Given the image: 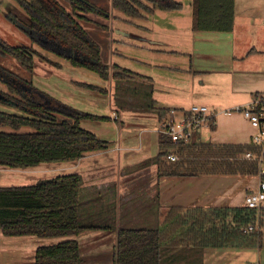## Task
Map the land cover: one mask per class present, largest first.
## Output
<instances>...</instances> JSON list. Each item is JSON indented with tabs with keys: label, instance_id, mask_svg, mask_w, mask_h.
I'll list each match as a JSON object with an SVG mask.
<instances>
[{
	"label": "trees",
	"instance_id": "16d2710c",
	"mask_svg": "<svg viewBox=\"0 0 264 264\" xmlns=\"http://www.w3.org/2000/svg\"><path fill=\"white\" fill-rule=\"evenodd\" d=\"M14 1L27 16L26 21L25 18L21 20L24 26L20 28L26 27L28 32L24 31L32 43L56 53L73 66L95 71L102 79L112 78L116 83V91L120 84L140 77L103 60L101 47L88 36L79 22V19L89 21L87 14L96 12L87 0H67L69 10L58 0ZM143 1L110 0V6L131 18L144 17L140 9L150 13L156 8L178 11L182 7L175 0ZM191 23L194 31H231L234 25V0H192ZM98 26L107 28L106 24ZM0 51L10 53L21 66L32 72V54L36 53L35 50L26 46H8L0 40ZM80 55L89 60L81 59ZM8 77V86L19 99H0V102L18 107L27 116L0 112V127L11 129L8 132L0 130V166L28 168L41 163L77 161L89 152L107 149V141L83 128L80 122L107 120L108 117L79 111L36 89L30 82L23 85V90L20 78L12 73ZM151 91V85H148L145 93L148 103L145 107L162 119L169 108L157 107L151 98ZM23 127L29 130H22ZM158 143L156 156L141 164L155 163L160 176L256 175L258 171L256 161L239 157L247 150H255L251 144H214L198 139L174 145L160 133ZM169 152L177 154L175 161L166 158ZM84 191L82 177L78 173L40 179L31 185L2 186L0 231L6 236L60 238L56 243L37 246L31 264H81L80 246L75 236L90 229L116 228L115 221L105 215L95 218L90 213L89 219L96 221L90 222L88 218L84 221L81 211V195ZM256 216L254 210L245 206L170 208L163 222L166 226L162 228H118L114 264H163L164 253L169 248L180 245L219 247L234 241L241 243L242 239L257 243L264 251V237L261 234L242 230L247 224L253 223Z\"/></svg>",
	"mask_w": 264,
	"mask_h": 264
},
{
	"label": "crops",
	"instance_id": "0c3cea01",
	"mask_svg": "<svg viewBox=\"0 0 264 264\" xmlns=\"http://www.w3.org/2000/svg\"><path fill=\"white\" fill-rule=\"evenodd\" d=\"M171 12L156 8L142 18L133 19L146 21L150 16L158 15V24L164 27L168 23L171 25L173 20L185 23L179 14L183 12V6L177 11L178 15L173 17ZM191 25L190 19L184 32L189 45L181 50L171 44L165 49L153 47L162 42L159 37L150 39L151 47L139 45V50L148 54L134 60L151 73L117 65L138 74L140 77L135 80L144 87L151 85V98L157 107L186 109L192 104H203L215 111L213 127L209 133H201V141L249 144L253 133L249 123L240 113L227 115L223 110L244 106L264 90V0H234L231 31H194ZM179 54V60L173 58ZM106 81L111 83V112L106 122L113 123L118 129L116 140L108 141L102 131L96 133L95 129H87L107 141V149L89 152L67 164V168L81 175L88 201L101 203L109 193L110 203L116 210L107 216L115 221L116 228L90 229L75 236L81 257L80 235L83 233L84 240L89 237L93 242L89 250L97 248L96 240L107 242L104 248L108 249V254L99 257L107 259L108 256V264H114L117 229L120 227L162 228L166 226L163 222L168 210L173 207L243 206L244 195L257 187L256 175L160 176L155 163L142 165V161L155 157L159 151V118L156 112L145 107L147 89L144 93L126 94L122 104L116 99L115 85L110 79ZM127 116L132 119L125 123L123 119L126 120ZM37 168L28 167L36 171ZM1 172L8 174V169ZM255 234L264 237L262 231ZM43 242L33 235L6 236L0 231V254L5 253L0 264H30L35 249ZM240 242L204 248L180 245L167 249L162 263L264 264L262 246L243 239Z\"/></svg>",
	"mask_w": 264,
	"mask_h": 264
},
{
	"label": "rangeland",
	"instance_id": "374dc122",
	"mask_svg": "<svg viewBox=\"0 0 264 264\" xmlns=\"http://www.w3.org/2000/svg\"><path fill=\"white\" fill-rule=\"evenodd\" d=\"M87 1L96 12L87 14L90 19L89 21L79 19L80 25L84 28L88 36L99 44L102 49L103 60L109 65L118 64L133 70L136 69L139 71L138 69H140L148 71L147 73H151V70L136 63L134 60L135 58H142V56L148 54V52L145 53L139 50V45L151 47L150 39H153V37H159L158 39L162 40L160 44L153 46L155 48L165 49L171 44V47H176L181 50V48L189 45L184 32L191 19L192 0H175L183 6V12L179 14L185 23L179 24V21L173 20L171 25L168 23L165 27L162 26V24H158V15H152L150 18L153 16L155 17L153 19L148 18L146 21L138 20L112 9L110 0ZM58 2L66 10L70 9L67 0H58ZM145 3L147 4V2ZM140 10L142 13L146 14L143 9ZM170 14H173V17L178 15L177 11H173ZM24 18L26 21L27 16L25 12L14 0H0V40L8 44V46H26L36 51V53L32 54L34 67L31 73L21 66L13 55L0 51V94L5 97V100H10V98L13 97L19 99V96L8 86V83H10L8 74L12 73L22 80L20 82L21 87H23L24 84V86H26V83L30 82L36 89L79 111L95 116L108 117L111 112L109 105L111 83L102 79L95 71L83 66H73L69 61L58 56L56 53L37 43H32L27 34L28 30L26 27H24L25 29L20 28L21 25L24 26V22L21 21L24 20ZM97 23L106 24L107 28H102L98 26ZM137 25H144L147 28H139ZM173 58L179 60L181 57L179 54L174 55ZM46 59H49V61ZM182 64L183 61L180 62V65ZM110 75H112V71H110ZM110 80L116 88L115 80L112 78H110ZM145 86L146 87H144V84H139L135 79H130L129 83L120 84L119 89H117L116 99L124 104L126 94L132 95L134 92L136 93L138 91L144 93L146 92L148 84ZM22 89L24 90L25 87ZM0 112L27 116V114L18 107L3 102H0ZM131 119V116H127L126 120L123 119V121L126 123ZM80 124L85 129L91 131L95 129L96 133L102 131L108 141H115L118 135V129L115 125H113V123H107L106 120L98 122L93 120H82ZM0 130L8 132L11 129L9 127H0ZM22 130L29 129L23 127ZM202 132V134L206 132L209 133V130L204 129ZM71 163L72 161L41 163L36 166L38 167L37 171L36 169L7 168L0 166V170L8 169V174H3V172L0 173V186L31 185L40 179L74 173V170H69V168H67V164ZM85 193L84 191L81 195V211L83 212L84 221L87 218L89 219L90 213H93V217L95 218L101 217V215L107 216L109 214H114L116 208L110 203L111 197L109 193L106 194L101 203L88 201V196ZM89 221L95 222L96 219H89ZM84 234L85 233L80 235L83 256V263L81 264H108V256L107 259H100L99 257L108 254V249L104 248L107 242L96 240L95 243L97 248L89 250V246L92 245L93 242L89 237L84 240ZM43 240L44 242L40 245H50L57 242L55 238H43ZM95 251H97V253H95ZM4 257L5 253L0 254V259Z\"/></svg>",
	"mask_w": 264,
	"mask_h": 264
},
{
	"label": "built area",
	"instance_id": "2783aa9c",
	"mask_svg": "<svg viewBox=\"0 0 264 264\" xmlns=\"http://www.w3.org/2000/svg\"><path fill=\"white\" fill-rule=\"evenodd\" d=\"M233 112L240 113L253 129L249 144L255 150H247L239 157L258 163L257 187L247 192L243 198V206L254 210L257 216L253 223L247 224L242 230L245 233L262 231L264 234V90L244 106L223 110L227 115ZM112 116L116 117L114 114ZM214 116L215 111L203 104H192L186 109L169 108L165 116L158 119V133L167 136L174 145L198 140L202 130H211ZM166 158L175 161L177 154L169 152Z\"/></svg>",
	"mask_w": 264,
	"mask_h": 264
},
{
	"label": "water",
	"instance_id": "95a60500",
	"mask_svg": "<svg viewBox=\"0 0 264 264\" xmlns=\"http://www.w3.org/2000/svg\"><path fill=\"white\" fill-rule=\"evenodd\" d=\"M80 58L83 59V60H86V61L89 60L88 57H85V56H82V55H80ZM0 99H5V98H4V96H2V95L0 94Z\"/></svg>",
	"mask_w": 264,
	"mask_h": 264
}]
</instances>
